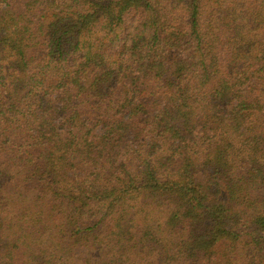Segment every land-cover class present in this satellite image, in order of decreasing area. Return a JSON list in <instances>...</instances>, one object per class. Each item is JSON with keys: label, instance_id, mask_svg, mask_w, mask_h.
I'll use <instances>...</instances> for the list:
<instances>
[{"label": "trees", "instance_id": "trees-1", "mask_svg": "<svg viewBox=\"0 0 264 264\" xmlns=\"http://www.w3.org/2000/svg\"><path fill=\"white\" fill-rule=\"evenodd\" d=\"M0 264H264V0H0Z\"/></svg>", "mask_w": 264, "mask_h": 264}]
</instances>
